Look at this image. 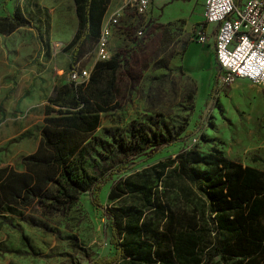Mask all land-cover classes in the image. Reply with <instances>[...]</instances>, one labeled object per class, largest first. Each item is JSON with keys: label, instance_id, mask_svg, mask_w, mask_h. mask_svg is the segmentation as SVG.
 Masks as SVG:
<instances>
[{"label": "trees", "instance_id": "1", "mask_svg": "<svg viewBox=\"0 0 264 264\" xmlns=\"http://www.w3.org/2000/svg\"><path fill=\"white\" fill-rule=\"evenodd\" d=\"M9 1L0 0V8ZM73 1L77 30L64 48L72 50L70 68L88 43L96 44L110 2ZM29 25L18 6L11 16H0L2 35ZM120 65V55L114 54L96 61L87 81L69 80L54 88L45 107L42 141L22 159L25 170L0 169V212L12 214L36 203L66 214L88 196L109 224L112 254L87 264H264V172L225 158L217 148L208 155L183 150L118 180L108 200L130 204L107 208L99 202L115 174L194 135L164 123L156 129L133 123L127 137H115L113 130L96 136L101 115L117 108Z\"/></svg>", "mask_w": 264, "mask_h": 264}, {"label": "rangeland", "instance_id": "2", "mask_svg": "<svg viewBox=\"0 0 264 264\" xmlns=\"http://www.w3.org/2000/svg\"><path fill=\"white\" fill-rule=\"evenodd\" d=\"M40 2L46 6L44 12L42 9L35 11V5ZM54 2L12 0L0 8V16H10L15 6L22 5L31 22L42 27V32H35L36 41L45 49L52 47L53 52H57L58 65L66 62L63 71L66 80L71 56H65L62 50L67 44L64 39H70L75 31L77 19L70 7L63 3L56 7ZM129 2L119 6L115 13L113 2L109 11V16L119 14L117 23L111 28L109 46L110 56L119 54L121 61L116 81L117 108L101 115L95 135L102 136L104 130H113L115 137H127L126 131L133 123H143L152 129L164 123L174 130L183 127L194 135L163 149L151 159L140 157L126 173L115 174L99 193V202L107 208L130 204V200L110 202L107 197L110 187L120 179L172 160L177 153L192 148L203 155L217 148L225 158L264 172L261 162L264 159V89L238 79L212 102L213 87L218 79L214 61L212 70L205 69L201 76L185 59L184 51L168 41V36L147 28L146 35L137 38L143 18L135 14ZM43 27L46 28L44 34ZM94 47L88 43L83 48L80 68L87 69L96 61ZM49 58L44 55L41 61L46 63ZM39 60L37 57L31 62L39 63ZM11 110L8 101L3 99L0 85V131L23 120L21 116L15 118L17 114L12 115ZM41 120L40 112H32V123L38 125ZM18 146L20 140L0 142V165L22 169L21 157L14 152ZM158 190L161 192L162 188ZM1 216L7 223L2 222ZM109 236L110 228L103 212L91 205L88 196H81L66 214L34 203L12 214L0 212V264H87L112 254ZM68 237L72 239H65Z\"/></svg>", "mask_w": 264, "mask_h": 264}, {"label": "crops", "instance_id": "3", "mask_svg": "<svg viewBox=\"0 0 264 264\" xmlns=\"http://www.w3.org/2000/svg\"><path fill=\"white\" fill-rule=\"evenodd\" d=\"M204 1L151 0L144 17L148 28L153 29L158 35L168 36L170 38L168 41L174 42L179 50L184 51L185 59L189 60L201 76L205 73V69L211 71L214 63L217 72H219L214 56L217 26L205 22ZM113 2L115 13L118 7L124 5L127 0H110L103 22L107 17L114 16L113 14L109 16ZM62 3L70 7L76 16L73 0H55L54 2L56 7H59ZM45 7L40 2V5H35V11L39 12V9H42V12H44ZM19 8L22 10L23 16L30 22V25L18 28L10 35L0 34V85L3 90V99H6L9 107L12 108L11 114H17L15 118L21 116L23 120L14 125L11 123L0 131V142L4 140L14 143L20 140V146L14 149V152L21 157L20 161L22 162L24 157L36 152L42 141L40 131L43 127L47 100L52 96L56 86L69 82V77L66 74L65 78L67 79L64 80L63 71L66 62L64 65L56 63L57 52H53L52 47H46L45 49L40 42L36 41L35 32H42V27L31 22V19L26 16L22 5ZM76 30L77 24L72 36L68 35L70 39H64V41H67L66 46L72 40ZM45 31L46 28L43 27V34ZM199 32L206 34V42L203 45L198 44L195 40ZM64 48L62 53L65 56H71V54L64 53ZM44 55L50 56L49 61L46 63L41 61ZM37 57L40 59L39 63H32L31 61ZM80 62L81 60L76 64ZM95 62L87 68L89 71H92ZM214 89L215 85L212 94ZM32 112L42 114V120L38 125L32 123ZM32 132L35 134L34 137L29 136L33 134ZM1 168L17 170L8 164L0 165ZM21 168L18 171L25 170L23 166Z\"/></svg>", "mask_w": 264, "mask_h": 264}, {"label": "built area", "instance_id": "4", "mask_svg": "<svg viewBox=\"0 0 264 264\" xmlns=\"http://www.w3.org/2000/svg\"><path fill=\"white\" fill-rule=\"evenodd\" d=\"M151 0H130L129 7L143 18L137 38L146 35L147 21L144 19ZM205 22L217 26L214 41V56L219 68L218 79L212 94L213 99L234 81L244 79L264 89V0H205ZM119 14L103 22L94 47L96 61L110 58L111 28L117 23ZM205 44L206 34L199 32L195 38ZM90 72L75 64L68 71L70 81H87ZM211 102V103H212ZM210 103V104H211Z\"/></svg>", "mask_w": 264, "mask_h": 264}]
</instances>
